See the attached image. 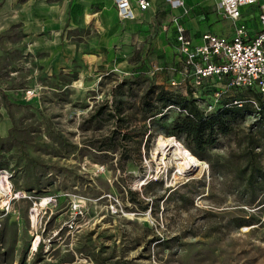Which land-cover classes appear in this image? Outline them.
Returning <instances> with one entry per match:
<instances>
[{
    "label": "rangeland",
    "instance_id": "rangeland-1",
    "mask_svg": "<svg viewBox=\"0 0 264 264\" xmlns=\"http://www.w3.org/2000/svg\"><path fill=\"white\" fill-rule=\"evenodd\" d=\"M217 21L227 32L221 14ZM174 79L172 71L161 83L146 64L64 71L43 67L31 51L0 52V177L7 175L12 189L9 195L0 187V264H264V213L258 227L226 225L245 214L229 176L211 178L202 160L203 169L180 174L171 153L165 163L157 158L159 136L182 143L170 135L178 109L169 105L152 115L142 94L154 83L186 96L182 86L171 85ZM238 91L230 88L217 101L200 96L198 107L218 108ZM115 105L126 114L120 126L109 116ZM144 118L151 122L149 141L142 136ZM253 120L246 115L237 127ZM116 126L126 139L113 152ZM235 148L234 136H219L212 152L226 156ZM172 190L176 201L166 205ZM43 198L47 203L31 225V209ZM36 236L43 243L38 253L30 246ZM156 237L175 238L163 249Z\"/></svg>",
    "mask_w": 264,
    "mask_h": 264
},
{
    "label": "crops",
    "instance_id": "crops-1",
    "mask_svg": "<svg viewBox=\"0 0 264 264\" xmlns=\"http://www.w3.org/2000/svg\"><path fill=\"white\" fill-rule=\"evenodd\" d=\"M133 19L119 17L113 0H0V52L27 50L46 67L68 71L73 66L124 69L148 65L164 82L182 65L176 50L173 9L165 0H147L140 10L138 0H129ZM189 12L179 17L193 44L213 33L233 35L234 23L218 8V0H183ZM225 18L228 31L218 17ZM256 5L242 8L241 23L251 35L259 30ZM87 57H92L88 60ZM175 69V70H174Z\"/></svg>",
    "mask_w": 264,
    "mask_h": 264
},
{
    "label": "trees",
    "instance_id": "trees-1",
    "mask_svg": "<svg viewBox=\"0 0 264 264\" xmlns=\"http://www.w3.org/2000/svg\"><path fill=\"white\" fill-rule=\"evenodd\" d=\"M238 92L229 94V102L220 104L210 112L198 107L196 99L211 96L209 90H201L198 98H195L189 90L184 96L163 85L150 83L142 94V104L144 108L152 110V115L158 110L167 106L179 108L178 113L170 124V135L181 139L183 145L199 160L205 161L210 169L211 178L221 177L225 179L230 177L232 185L231 192L237 196L240 202L241 211L245 212L242 216L233 217L228 220L227 226L239 228L241 226H261V215L264 213V163L262 161V152L264 150V99L262 93L252 88H233ZM229 90V89H228ZM227 96V97H228ZM257 101V108L254 107L249 99ZM234 100H240L241 105L233 103ZM114 111L109 116L115 118L116 125L120 126L123 117H126L124 110L120 105H115ZM184 110L185 112L181 111ZM102 109L98 108L95 115H100ZM254 115V120L246 128H238L237 123L243 120L246 115ZM142 124V136L147 135L146 141H149L151 134L150 123ZM153 123V122H152ZM13 128V127H12ZM11 128V129H12ZM113 138L116 139L113 144L108 146V150L115 152L120 149L122 140L126 139L123 134L120 135V128L116 126L112 130ZM232 135L235 137V150L229 151L226 156L214 154L212 151L217 145L219 136ZM7 141V140H2ZM148 146V143H145ZM154 184L148 181L145 188ZM127 193L132 195L131 190ZM175 190L169 191L166 197V205L175 199ZM165 194H162L155 200V208L158 209L159 200ZM184 196H179L181 202ZM177 199V198H176ZM132 202L142 203L143 201L131 198ZM148 203L144 205L146 209ZM152 208V205L150 206ZM246 208H257L256 213H246ZM255 227V228H256ZM175 237L160 238L156 237L153 241L160 243L163 249L171 247L170 243ZM43 243L40 241L36 248V253L42 251ZM107 259V258H105ZM126 260L105 262L104 264H126Z\"/></svg>",
    "mask_w": 264,
    "mask_h": 264
},
{
    "label": "built area",
    "instance_id": "built-area-1",
    "mask_svg": "<svg viewBox=\"0 0 264 264\" xmlns=\"http://www.w3.org/2000/svg\"><path fill=\"white\" fill-rule=\"evenodd\" d=\"M165 1L173 9L181 8L180 15L174 16L172 22L176 25V50L182 68L174 69L178 78L171 81L172 86H182L195 98H198L201 90H209L216 101L230 88H252L262 93L264 99V0H218V8L234 23L233 35L222 37L205 33L199 44H193L185 27L178 22L179 17L189 12L183 0ZM113 3L120 18H134L129 0H113ZM137 3L140 10H146L150 5L147 0H138ZM253 5L259 9L260 27L251 35L248 27L240 20L242 8ZM249 102L257 108L255 99L251 98ZM233 103L241 105L240 100H234ZM213 109L214 106L208 105L204 111L210 112Z\"/></svg>",
    "mask_w": 264,
    "mask_h": 264
},
{
    "label": "bare ground",
    "instance_id": "bare-ground-1",
    "mask_svg": "<svg viewBox=\"0 0 264 264\" xmlns=\"http://www.w3.org/2000/svg\"><path fill=\"white\" fill-rule=\"evenodd\" d=\"M156 146H157L156 149L157 158H160V160H162L163 163H165L164 160L166 159L168 153H171L173 155V157L176 160L177 173L182 174L191 169L201 170L206 166L204 162H202L196 156H194L181 142L177 141L173 137L159 136L156 140ZM0 187L4 191H7L9 195L12 194L11 184L7 175L2 174V176L0 177ZM46 203H47V198H43L41 202L37 204V207L35 206L31 209L30 212L31 225L36 226L39 208H43L46 205ZM39 238H40L39 236H36L32 240L30 244L31 251L35 250Z\"/></svg>",
    "mask_w": 264,
    "mask_h": 264
}]
</instances>
